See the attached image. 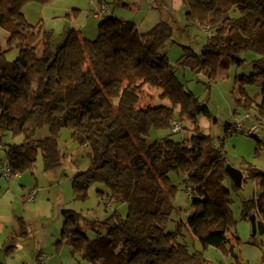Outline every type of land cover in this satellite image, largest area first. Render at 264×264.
Masks as SVG:
<instances>
[{"label": "trees", "instance_id": "trees-1", "mask_svg": "<svg viewBox=\"0 0 264 264\" xmlns=\"http://www.w3.org/2000/svg\"><path fill=\"white\" fill-rule=\"evenodd\" d=\"M48 1L0 0V27L7 33L6 45H0L1 168L9 164L15 177L32 171L38 156L44 170L58 167V138L68 129L70 138L88 149L89 159L88 166L71 178L74 198H87L89 186L102 183L109 191L107 205L124 203L127 213L90 220L63 209L58 244L64 242L73 258L87 264H209L202 252L189 250L184 231L203 248L225 250L235 223L231 191L241 187H235L225 171L222 147L196 131L197 117L211 114L205 103L184 89L163 53L172 41V27L160 21L143 31L131 22L103 16L94 40L69 29L55 45L52 31L38 24L37 33L23 12L28 3ZM181 1L187 21L208 35L200 54L184 47L187 50L177 63L211 78L219 67L241 66L245 54L254 55L249 61L253 74L246 79L250 83L263 79L260 101L240 89L236 102L244 116L223 129L258 140L248 131L255 127L258 133L264 119V0ZM12 49L18 55L9 61L6 55ZM145 87L160 90L158 99L171 106H143ZM186 120L194 127L191 136L174 140ZM176 124L180 128L173 131ZM153 130L166 134L151 142ZM8 135L21 139L5 144ZM239 170L243 181L246 176L258 185V194L242 202V217L250 220L254 215L255 234L264 235V169L249 165ZM171 173L182 179L179 185L190 195L191 212L175 230L166 231L178 190Z\"/></svg>", "mask_w": 264, "mask_h": 264}, {"label": "rangeland", "instance_id": "rangeland-1", "mask_svg": "<svg viewBox=\"0 0 264 264\" xmlns=\"http://www.w3.org/2000/svg\"><path fill=\"white\" fill-rule=\"evenodd\" d=\"M107 2L111 3L110 6L108 5L111 14H104L105 17L112 16L122 21L131 22L140 30L145 31L150 28L149 24L143 20L144 17L148 19L150 15L156 24L160 21L169 23L174 33L172 41L166 45L163 53L167 56L184 89L198 98L201 103H205L211 114L210 118L197 117L196 131L210 135L213 143L222 147L227 165L236 169H245L251 165L257 170H263L264 119L260 123L257 133L259 143L256 138L245 133L227 134L223 129L225 124L235 123L244 116V109L236 102L240 89L244 90L254 101H260L263 79L259 77L255 78L253 83L248 82L249 76L253 74L249 61L254 55L243 54V58L246 59L243 65L221 66L210 78L204 71L197 73L177 63L184 50H187L184 47L200 54L208 35L204 30L187 21L186 8L181 0H107ZM153 5H156L157 9H153ZM97 6L98 0H49L45 4L28 3L23 12L27 23L36 29L37 33L40 32V29H37L38 24L52 31L56 45L57 40L61 41L62 37L64 38V32L69 29L77 31L81 38L94 40L98 36V26L101 21L94 19L89 12H96ZM73 9H80V11H73ZM146 11H148V16H144ZM67 14L69 15L67 16ZM6 41L7 33L0 27V45L4 47ZM17 55L18 51L12 49L6 57L12 61ZM223 61L227 62L225 59ZM150 91L152 93L145 91L146 96L141 101L143 106L156 101L154 92ZM174 111L177 116V108ZM182 123L185 129L179 134H174L172 136L174 140L191 136L193 125L188 120L182 121ZM46 133V131L40 132L38 136L42 137ZM165 134L153 130L148 139L151 142L156 141ZM20 139L21 137L11 138L8 135L3 141L5 144L18 143ZM58 149L61 157L58 167L48 171L44 170L43 160L41 156H38L32 171H25L9 179L14 182L13 190L9 189V192H11L12 200L16 199L18 206L25 201L23 195L35 193L34 201L26 203L27 207L35 206L33 210H27L25 213L26 234H21L20 238L15 239L16 243L22 247L18 253H13L12 257L10 256V264H87L78 257L73 258L70 249L64 242L57 243L63 224L62 210H73L90 220H103L114 212L123 217L127 213V206L124 203L112 202L107 205L109 191L102 183H92L87 189V198L75 199L71 188V178L76 172L82 171L88 166V149L74 142L70 138L68 129L61 131L58 138ZM1 161H4V154L0 146ZM1 177L0 180H2ZM170 178L178 186V190L173 199L175 209L166 231L175 230L176 224L184 222L191 212L188 193L185 191L184 185H179L182 179L174 173L170 174ZM257 194V182L246 176L241 188L237 192L231 191V211L235 223L231 227L230 241L225 250L210 246L203 248L190 233L184 231L185 242L189 250L202 252L209 264H264V235H253L250 220L244 219L241 213L242 202L253 199ZM84 230L89 238H94V234L90 230L87 228ZM26 242L38 243L48 259L44 262L39 260L36 262L35 257L30 256L26 250Z\"/></svg>", "mask_w": 264, "mask_h": 264}, {"label": "crops", "instance_id": "crops-1", "mask_svg": "<svg viewBox=\"0 0 264 264\" xmlns=\"http://www.w3.org/2000/svg\"><path fill=\"white\" fill-rule=\"evenodd\" d=\"M109 3L107 0H98V6H97V11H91L89 12L94 19H101V17L104 16V14H111L109 13ZM103 6H107L108 10L104 12L101 16H98V12L102 9ZM73 11H80V9H73ZM69 14H67L68 16ZM144 16H148V11L145 12ZM152 28L153 26L156 25L154 19L149 16V18H143ZM142 20V22H143ZM141 22V24H143ZM152 22H154L152 24ZM139 27V26H138ZM149 28V29H150ZM37 29H40L39 27ZM145 91L151 92L152 90L154 92V95L156 96V101L152 103L151 105L155 104H161L165 105L166 107H170V103L164 99V100H159L158 97L161 94L160 90L157 89H150L148 87L144 88ZM152 93V92H151ZM2 176L1 174V167H0V177ZM2 180H0V264H10L9 262L11 261L10 256L12 257L13 253H18L22 247V245H18L15 241L16 238H20L21 234L25 232L26 234V227H25V218H26V211L27 210H33L35 206H30L27 207L28 203L27 201V196L30 194H35V193H28L27 195H23L22 197L24 198V202L18 206L16 199L15 201L12 200V195L10 190H13V184L14 182L9 180V179H4L3 176L1 177ZM243 182V181H242ZM5 189V191H4ZM32 204V203H29ZM34 204V203H33ZM2 210V211H1ZM27 243V242H26ZM65 244V243H64ZM13 246V248L7 252H5L7 247ZM67 247L70 249V247L67 245ZM26 250H28L29 255H33L35 257V261L37 262L36 258L40 254H44L42 252V247H39L38 243H33L29 242L26 244ZM71 251V249H70ZM71 254V253H70ZM14 257V255H13ZM47 260V259H46ZM44 262V261H43ZM42 263V262H38Z\"/></svg>", "mask_w": 264, "mask_h": 264}, {"label": "built area", "instance_id": "built-area-1", "mask_svg": "<svg viewBox=\"0 0 264 264\" xmlns=\"http://www.w3.org/2000/svg\"><path fill=\"white\" fill-rule=\"evenodd\" d=\"M108 9H107V6H103L102 9L100 10V12H98V16H101L104 12H106ZM179 123V122H178ZM180 124H176L175 125V128H173V131H176L179 127ZM238 127V126H237ZM179 130V129H178ZM177 130V131H178ZM251 135H254V136H257V129L255 127H252L249 131H248ZM1 174L4 178L6 179H10L12 177V174H11V169H10V166L9 164L7 163H3L2 165V168H1ZM188 197H190V195L188 194ZM35 199V196L34 194H30L27 196V201L29 202H33ZM46 259H48V256L46 254H40L39 255V260L40 261H45Z\"/></svg>", "mask_w": 264, "mask_h": 264}, {"label": "water", "instance_id": "water-1", "mask_svg": "<svg viewBox=\"0 0 264 264\" xmlns=\"http://www.w3.org/2000/svg\"><path fill=\"white\" fill-rule=\"evenodd\" d=\"M225 171L233 183L235 187H241L242 181H243V174L239 169H236L230 165L225 166ZM250 223H251V228H252V233L255 235L256 233V222H255V217L254 215H251L250 217Z\"/></svg>", "mask_w": 264, "mask_h": 264}]
</instances>
